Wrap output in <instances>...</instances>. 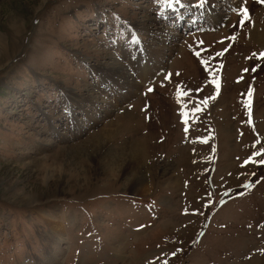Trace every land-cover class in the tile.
Masks as SVG:
<instances>
[{
  "label": "rangeland",
  "instance_id": "rangeland-1",
  "mask_svg": "<svg viewBox=\"0 0 264 264\" xmlns=\"http://www.w3.org/2000/svg\"><path fill=\"white\" fill-rule=\"evenodd\" d=\"M159 1L0 0V264H264V0Z\"/></svg>",
  "mask_w": 264,
  "mask_h": 264
},
{
  "label": "bare ground",
  "instance_id": "bare-ground-1",
  "mask_svg": "<svg viewBox=\"0 0 264 264\" xmlns=\"http://www.w3.org/2000/svg\"><path fill=\"white\" fill-rule=\"evenodd\" d=\"M223 1V0H222ZM160 2V1H159ZM235 3V1H233V0H231V3L229 4L230 5V7H232V5ZM226 2L224 3V4H219V6L220 7H223V9L224 10H226V8H227V6H226ZM183 5L184 6H186L184 3H183ZM235 5H236V3H235ZM217 6H218V1L217 0H210V1H208L207 0V3H206V6L204 7V8H201V12L199 11V8L197 9V12L199 13V15L201 16V14L203 15V17L204 18H206L208 21L209 20H211L212 22H214V23H216L217 21H218V19H220L222 16H223V14L222 13H220V12H218L217 11ZM164 7L165 8H167V9H171V11H173L174 13H171V14H174V16L176 17V20H177V11H179V8H180V5H176L175 3H173V5H172V7L170 8V7H168V4H167V2L166 1H164ZM229 7V8H230ZM236 7V6H235ZM173 8L175 9V10H173ZM186 11H187V9H185ZM184 10V11H185ZM191 11H196V8H193V9H191ZM180 15H181V17H182V14L180 13V12H178ZM167 14H169V13H167ZM191 16V15H190ZM200 16H199V19L202 21V19L200 18ZM202 17V16H201ZM190 18L191 17H189V16H187L186 17V19L188 20V21H190ZM192 18H194V17H192ZM178 19H179V21H181L182 19H180V17L178 16ZM196 18H194L193 20H192V22H191V24L192 25H194L195 24V22H196V20H195ZM225 21V20H224ZM167 22V21H166ZM219 22H221V21H219ZM222 22H223V20H222ZM221 22V23H222ZM187 23H189V22H187ZM167 24V23H166ZM169 24V23H168ZM207 24H209V23H207ZM218 24V23H217ZM197 26H195V27H198V25H200V24H196ZM219 25H220V23H219ZM191 28H194V26H191ZM253 29H256V28H253ZM253 31V30H252ZM158 33V32H157ZM252 33V32H251ZM257 34H258V32H256ZM262 33V32H261ZM251 35V34H250ZM252 38V37H251ZM257 39V38H256ZM260 39V38H259ZM263 39V38H262ZM261 40V39H260ZM164 48V47H163ZM170 49V48H169ZM153 51V50H152ZM155 55V54H154ZM147 53L145 54V52H140L138 55H136V56H134V57H132V59H130V62H131V64H132V62H133V64H135V63H139V62H142V61H145L146 60V58H147ZM157 57V56H156ZM129 61V60H128ZM137 61H139V62H137ZM122 66V65H121ZM143 66V65H142ZM153 66V65H152ZM143 68H144V66H143ZM151 68V67H150ZM157 67L155 66V67H153V69H156ZM107 69H109L108 71H111V69H112V71L114 72V73H117V75H118V77L119 78H121V80L120 81H118V80H115L116 81V83H113L112 85H115V86H117L119 89H125V86L126 87H129V79L128 80H126V75H125V73H121V67L120 66H118L117 68H107ZM129 69V68H128ZM148 69V68H147ZM152 69V68H151ZM160 69V68H159ZM162 69V68H161ZM145 70V69H144ZM143 70V71H144ZM157 70H158V68H157ZM141 71V70H140ZM143 71H142V73H143ZM146 71V70H145ZM149 71V70H148ZM151 71V70H150ZM153 72V71H152ZM134 74H135V72H133ZM132 73V74H133ZM146 73V76H147V72H144V74ZM248 73V72H247ZM138 75H140V73H137ZM143 74V75H144ZM129 76V75H128ZM115 77V76H114ZM130 77V76H129ZM128 77V78H129ZM132 77V76H131ZM136 77V76H135ZM113 79V78H112ZM114 81V80H113ZM119 82V83H118ZM138 83V82H137ZM121 85V86H120ZM140 85V84H139ZM138 85V86H139ZM132 87H133V84H132V86L130 87L131 89H129L128 91H129V93L127 94V96H123V99H126L127 97H129V95H130V93H131V90H132ZM115 88V87H114ZM112 91L114 92L115 90L114 89H112ZM112 92V93H113ZM115 94H116V92H115ZM118 95H119V97H122L121 96V94H119L118 93ZM123 95V94H122ZM88 97H90V96H88ZM119 100V99H118ZM110 104V103H109ZM74 112V111H73ZM85 112H88V110L86 111L85 110ZM126 113V112H125ZM129 114H131V113H129ZM123 115H124V113H123ZM127 116H128V113L126 114ZM126 115H125V117H126ZM127 119H128V117H127ZM131 119V118H130ZM116 121V120H115ZM119 122H120V120H119ZM116 124H118L117 122H115V125ZM121 125V124H120ZM123 125V124H122ZM124 126V125H123ZM111 127V126H110ZM132 129V128H131ZM112 132V130L110 129L109 131H108V134H110ZM142 142V141H141ZM129 148V150H128V155H129V159L131 160L132 159V162H134L133 160H134V158H139V157H141V156H143V154H142V149L140 150L139 149V147H138V144H132V146H129L128 147ZM141 148V147H140ZM120 150V149H119ZM143 150H145V149H143ZM121 151V150H120ZM119 152V151H118ZM122 153L120 152L119 153V155H121ZM147 156V155H146ZM143 159V158H142ZM148 159V158H147ZM132 162H130L131 163V165H132ZM140 166H141V164H140ZM138 165L136 164V168H135V166H133L132 167V169H137L138 170ZM137 174H139L138 172H135V175L132 177V184H131V186H132V188H134V189H141V187H142V185H143V181L139 178V175H137Z\"/></svg>",
  "mask_w": 264,
  "mask_h": 264
},
{
  "label": "snow or ice",
  "instance_id": "snow-or-ice-1",
  "mask_svg": "<svg viewBox=\"0 0 264 264\" xmlns=\"http://www.w3.org/2000/svg\"><path fill=\"white\" fill-rule=\"evenodd\" d=\"M157 2H159V0H157ZM173 3H175L176 5H181V0H167L168 7L171 8ZM206 3H207V0H198L197 4L195 6L198 7V8H204L206 6ZM181 6H183V5H181ZM240 14L245 18V20L248 18V10L246 8H241L240 9ZM240 23H241V25H243L244 24V20H241ZM136 39H138V37L134 38V40H136ZM218 55H219V53H218ZM260 56L264 57V52H261ZM164 79L167 80V79H169V77L165 76ZM148 91L151 92L152 88H149ZM187 98H188L187 96L184 97V99H187ZM206 103H207L206 100H202L200 104H196L193 101L194 111L196 113H199L202 110V106L204 104H206ZM181 106H182V108L184 107L183 100L181 101ZM184 114H185L184 111H182L181 115L183 116ZM261 156H264V148H260V149H258L256 151H254L252 157H250L245 162L246 163L251 162L252 159H255L256 157H261ZM258 162L260 164L264 165V159H260ZM247 186L248 185H245V187H247Z\"/></svg>",
  "mask_w": 264,
  "mask_h": 264
}]
</instances>
